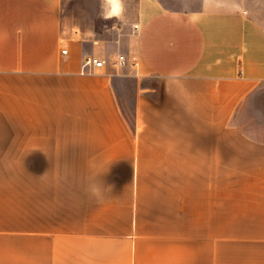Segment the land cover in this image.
I'll return each mask as SVG.
<instances>
[{
  "label": "crops",
  "instance_id": "crops-1",
  "mask_svg": "<svg viewBox=\"0 0 264 264\" xmlns=\"http://www.w3.org/2000/svg\"><path fill=\"white\" fill-rule=\"evenodd\" d=\"M61 3L0 0V264H264V0Z\"/></svg>",
  "mask_w": 264,
  "mask_h": 264
},
{
  "label": "rangeland",
  "instance_id": "rangeland-1",
  "mask_svg": "<svg viewBox=\"0 0 264 264\" xmlns=\"http://www.w3.org/2000/svg\"><path fill=\"white\" fill-rule=\"evenodd\" d=\"M101 10L102 0H62L61 3L62 13L75 19L81 27L101 29L106 22ZM123 106L125 115L131 120V103L128 102Z\"/></svg>",
  "mask_w": 264,
  "mask_h": 264
},
{
  "label": "built area",
  "instance_id": "built-area-1",
  "mask_svg": "<svg viewBox=\"0 0 264 264\" xmlns=\"http://www.w3.org/2000/svg\"><path fill=\"white\" fill-rule=\"evenodd\" d=\"M137 25H135L136 27ZM65 51V49H62ZM105 63V59L96 57L94 55H85L82 60V66L87 67L88 69H92L93 67H100ZM111 63L115 66H123L126 64V57L124 54L119 53L117 54Z\"/></svg>",
  "mask_w": 264,
  "mask_h": 264
}]
</instances>
